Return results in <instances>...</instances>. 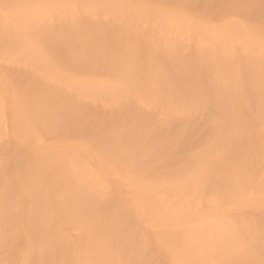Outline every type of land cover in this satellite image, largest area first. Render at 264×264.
Returning a JSON list of instances; mask_svg holds the SVG:
<instances>
[{
    "label": "bare ground",
    "instance_id": "bare-ground-1",
    "mask_svg": "<svg viewBox=\"0 0 264 264\" xmlns=\"http://www.w3.org/2000/svg\"><path fill=\"white\" fill-rule=\"evenodd\" d=\"M0 264H264V0H0Z\"/></svg>",
    "mask_w": 264,
    "mask_h": 264
}]
</instances>
